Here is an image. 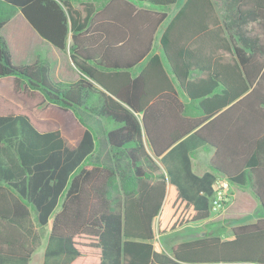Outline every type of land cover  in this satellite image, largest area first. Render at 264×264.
Returning a JSON list of instances; mask_svg holds the SVG:
<instances>
[{"label": "trees", "instance_id": "1", "mask_svg": "<svg viewBox=\"0 0 264 264\" xmlns=\"http://www.w3.org/2000/svg\"><path fill=\"white\" fill-rule=\"evenodd\" d=\"M135 1L177 0H0V30L20 12L59 50L70 36L80 72L62 82L47 60L16 65L0 33V264H27L39 246L32 213L39 226L52 216L43 264H264V217L165 255L155 232L206 219L210 206L168 185L152 156L192 134L214 148L211 168L264 210V0H185L160 35L172 78L151 54L167 14ZM173 80L201 115H184ZM162 103L175 104V124L160 120ZM240 105L256 107L255 126L226 136ZM97 132L109 163L85 165Z\"/></svg>", "mask_w": 264, "mask_h": 264}, {"label": "crops", "instance_id": "2", "mask_svg": "<svg viewBox=\"0 0 264 264\" xmlns=\"http://www.w3.org/2000/svg\"><path fill=\"white\" fill-rule=\"evenodd\" d=\"M184 1L185 0H177L175 3L168 6H156L149 4L148 2L147 3L149 5L147 6H138L135 2H133V4L137 8H147L154 11L166 12L167 14L166 19L158 26L153 36L151 54L156 53L159 55L163 63V67L165 68L166 73L170 78H172L173 74L170 70L168 61L163 54L160 44V35L163 28L167 25L171 17L178 11ZM99 7H102V4L99 5ZM1 30H5L6 32L2 35L6 39L14 64H28L39 59L47 60L50 62L51 76L54 80L62 82H73L78 79L80 72L77 67L71 62L69 56V46L71 44L70 36L67 39L65 50H59L48 41L43 39L31 27V25L27 22V20L20 12L15 13ZM6 35H8L9 39ZM155 39H157L159 43L156 41V48L154 49L153 43L155 42ZM219 51L222 53L220 55V60H230V55L227 52H223L221 50ZM148 58L149 56H147L144 61H142L140 64H137L132 69L133 75L137 74L140 71ZM215 59L213 58L212 60ZM217 60L219 59L217 58ZM197 73L198 72H195L194 74ZM173 82L177 98L181 103L185 105L184 115L190 117L201 115V112L196 104L190 103L189 98L182 92L176 81L173 80ZM229 105L225 106L223 109L227 108ZM174 106V103H162L161 110H163L164 113L162 116L161 114H159V118L163 123L172 122L173 124H175L176 114L174 111ZM250 108L256 107L240 105L238 108L232 111L231 115H228V117L223 122L224 134L226 136L229 134L230 130L234 131L238 136H244L246 131L243 130L245 127H248V130H253V127L255 126L252 121L254 120V115L249 112ZM246 120H248L250 123H247ZM86 121L88 122V124H92L94 122V120L92 119H86ZM96 137L97 139L95 142V149L93 150L92 154L86 159L85 165H104L109 163L108 159L110 150L108 145L104 142V133L97 132ZM213 152L214 148L212 146L202 142L196 136L188 134L180 140L175 141L160 156H156V158H154L164 171L168 185L173 184L178 186L192 205L199 206L202 203L200 198L203 196L208 198L210 206L209 216L206 219L182 225L163 234L155 232L154 239L160 242L165 255L171 256V247L174 243H177V241L173 238L164 239L165 235L179 233L182 232L185 228H195L205 223H215L220 221L234 222L237 220L239 221L237 224H242L254 222L258 218L264 217V210L262 209L256 198L251 194L248 187H244V190L238 189V187L234 186L238 184L230 182L225 178L224 175L211 168L210 159L213 155ZM218 178H225L228 181L230 197L223 206L217 209H213L211 207V200L215 193V186ZM244 219H248V221H244ZM51 222L52 216L48 219L47 223L48 233L51 227ZM234 225L236 224L231 225V228ZM231 228L226 229L225 231H231ZM217 231H221V233L225 234L223 229ZM231 237L232 234L225 237V239H229ZM43 256L41 264H43Z\"/></svg>", "mask_w": 264, "mask_h": 264}, {"label": "rangeland", "instance_id": "3", "mask_svg": "<svg viewBox=\"0 0 264 264\" xmlns=\"http://www.w3.org/2000/svg\"><path fill=\"white\" fill-rule=\"evenodd\" d=\"M135 3L138 6H147L149 5L147 2H137L135 1ZM0 33H6L5 30H0ZM7 38L9 39L8 35H6ZM158 42L157 39H155V42L153 43V47L154 49L156 48V43ZM159 43V42H158ZM235 187H238V189H243L244 187H241L239 185H234ZM237 189V188H235ZM230 192V190H229ZM33 219L34 222L36 224V228L37 231L39 233L40 236V246L35 250V252L33 253V255L28 259L27 264H41V260H42V256H43V251H44V247L46 244V237L48 234V226H39L35 220V216L33 213ZM248 221V219H244V221ZM239 221H234V222H227V221H220V222H215V223H205L202 224L201 226L195 227V228H185L182 232L179 233H174V234H168L165 235L164 239L167 238H173L174 240L178 241H183L185 239H192V238H196L199 236H207V235H214V234H218L220 235L222 238L225 239V237L230 236L231 235V231H225L226 229L231 228V225L233 224H237ZM223 229L224 233H221V231H217V230H221Z\"/></svg>", "mask_w": 264, "mask_h": 264}, {"label": "built area", "instance_id": "4", "mask_svg": "<svg viewBox=\"0 0 264 264\" xmlns=\"http://www.w3.org/2000/svg\"><path fill=\"white\" fill-rule=\"evenodd\" d=\"M215 187V193L211 200V207L213 209L223 206L230 197L229 183L225 178H218Z\"/></svg>", "mask_w": 264, "mask_h": 264}, {"label": "water", "instance_id": "5", "mask_svg": "<svg viewBox=\"0 0 264 264\" xmlns=\"http://www.w3.org/2000/svg\"><path fill=\"white\" fill-rule=\"evenodd\" d=\"M154 158H156V155L155 154H152Z\"/></svg>", "mask_w": 264, "mask_h": 264}]
</instances>
